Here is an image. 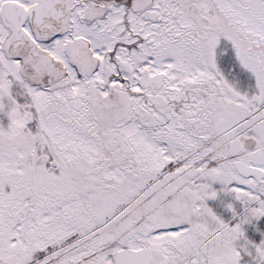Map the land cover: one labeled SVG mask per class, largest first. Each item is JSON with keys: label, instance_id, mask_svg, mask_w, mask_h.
Instances as JSON below:
<instances>
[{"label": "snow or ice", "instance_id": "obj_1", "mask_svg": "<svg viewBox=\"0 0 264 264\" xmlns=\"http://www.w3.org/2000/svg\"><path fill=\"white\" fill-rule=\"evenodd\" d=\"M0 264H264V0H0Z\"/></svg>", "mask_w": 264, "mask_h": 264}]
</instances>
